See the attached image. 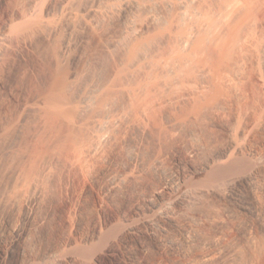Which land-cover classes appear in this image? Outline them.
I'll use <instances>...</instances> for the list:
<instances>
[{
    "label": "bare ground",
    "instance_id": "1",
    "mask_svg": "<svg viewBox=\"0 0 264 264\" xmlns=\"http://www.w3.org/2000/svg\"><path fill=\"white\" fill-rule=\"evenodd\" d=\"M0 4V84L6 83L10 60L26 49L36 54L42 73L38 97L23 96L9 130V109L0 100V150L15 154L11 139L28 125L44 148L38 158L26 148L6 169L0 208L36 204L28 213L40 216L39 207L62 176H86L100 163L106 165L109 197L136 190L132 211L96 224L92 234L63 251L22 264H86L104 244L110 247L103 253L116 252L118 242L135 233L149 237L162 253H178L183 259L177 264H212L225 244L201 225H219L220 219L196 208L212 197L231 196L241 183L254 192L264 170V150L245 152L236 137L244 114L253 116L248 126L264 127V0ZM89 34L98 41L85 53ZM57 52L78 66L65 73ZM223 130L224 150L210 152L213 134ZM254 203L261 211L259 198ZM137 243L141 251L150 248L144 240ZM195 248L200 257L190 255ZM251 260L237 264H264V246Z\"/></svg>",
    "mask_w": 264,
    "mask_h": 264
},
{
    "label": "rangeland",
    "instance_id": "2",
    "mask_svg": "<svg viewBox=\"0 0 264 264\" xmlns=\"http://www.w3.org/2000/svg\"><path fill=\"white\" fill-rule=\"evenodd\" d=\"M88 39V43L83 48L85 53H89L98 41L97 35L94 34H89ZM57 53L60 58V67L62 70H65V73L69 70L72 71L74 67L78 66L79 62L72 59L65 60L62 53ZM42 54L44 61L47 55L43 52ZM40 68L41 66L36 59V54L29 49H26L14 60L11 59L6 67L5 85L7 89L4 87L5 85L0 84V100L9 109V114H7L8 120L5 118L7 130L11 129L13 124L12 122L8 124V122L13 120L22 111L21 100L23 96H30L31 99L38 97L36 85L40 84L42 80ZM11 89L15 90V96H8V93L10 94L8 90L11 91ZM26 90L34 93L28 94ZM2 110H6V108L3 107ZM244 116H242L243 119L242 117L240 118L241 122L239 121L236 127L238 131V133L236 131V137L244 145L243 150L252 153L263 151L264 127L252 128V125L248 126L250 123L252 124L250 121L253 120V116L250 114H244ZM28 126L24 127L25 129L23 128L24 130L21 134L15 135V139H11L13 141L16 140V143L12 146L14 147L13 153H17V157L15 156L13 159L14 161H12V158L16 153L7 154V152L3 153L0 150V156H2L0 158L1 183L9 180L8 176H6V169L11 166L13 167V165L15 166V162L18 163L20 156L23 157L24 150H27L26 148L29 151H33L31 149H34L36 153H31L34 158L39 157L37 153L44 151L43 145H39L32 138L31 128ZM245 127L247 128V130L245 129L246 132L244 130ZM223 131L213 134L214 146H212L213 144L211 145L212 150L209 148L210 152L213 150L216 152L217 150L216 153L220 154L224 150L225 143H228V140L225 131ZM48 140V143L51 145L53 138H48ZM223 146L224 148H222ZM22 165L25 167L28 165V162H22ZM102 167L106 168V165L97 164L90 171L91 173L86 176H62L61 180H58V184H55V187H53L50 197L39 207L40 216L31 217L28 213L29 211H34L36 204H29V208L26 204L23 209L3 208L1 206L0 264H22L28 258L50 254L58 250L63 251L69 248L72 242H81L88 235L92 234L96 224H104V221L112 215L123 216L124 212L128 213L132 211V207L134 206L132 204L136 197V188H131V190H135L133 194L129 190L131 194L128 193L126 196H118L117 194L116 196L109 197L103 187L104 180L102 174L104 169ZM258 173L259 185L254 192L251 191L247 183H241L234 189L235 191L231 196L225 198L212 197L209 201L198 205L196 208V211H199L198 213H202L205 217L217 215L220 219L219 225H215L209 221H205L201 225L202 231L207 236L218 234L222 244H225V250L223 249L224 251L220 253L221 256L218 253L213 254L214 256L212 255L213 257L211 258H215L214 261L210 260L212 264H237L238 261L242 263L246 259L251 262L255 250L259 249L260 246H264V170L261 169ZM255 196L262 202V208L259 212L254 203ZM208 204L211 208L208 207ZM139 239L144 240L147 245H150L147 252L141 251V247L137 243ZM152 244L150 238L145 235L128 234L118 242L117 246L119 249L116 252L103 253V249L105 250L110 247L109 244H106L107 246L109 245L108 248L104 244L106 248L101 246V250L98 249L99 255L90 257L86 264H137L140 259L144 261L141 264H156V262L157 264H175L183 259V257L175 252L166 253L163 251L162 253L156 245ZM191 252L190 255L200 257V250L195 248ZM224 252H226L225 256H223ZM247 261L245 262L248 263Z\"/></svg>",
    "mask_w": 264,
    "mask_h": 264
}]
</instances>
